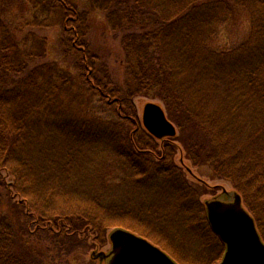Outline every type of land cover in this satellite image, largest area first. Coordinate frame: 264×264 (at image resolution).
Returning a JSON list of instances; mask_svg holds the SVG:
<instances>
[{"label": "trees", "instance_id": "1", "mask_svg": "<svg viewBox=\"0 0 264 264\" xmlns=\"http://www.w3.org/2000/svg\"><path fill=\"white\" fill-rule=\"evenodd\" d=\"M28 1L35 13L25 24H59L54 51L69 61L74 72L52 60L31 29L19 35L17 23L0 14V169L12 178L8 187L0 173V186L7 188L11 207L24 218L17 230L18 222L0 216V264H51L50 259L69 254L91 233L119 226L133 229L136 217L143 220L144 210L133 213L135 202L130 196L126 205L131 210L121 211L125 206L112 204L114 196H122L114 193L84 196V191H67V182L73 181L72 153L59 160L41 159V140L53 132L78 149V145L97 149L100 139L117 140L127 151L117 154L131 166L135 188L157 174L162 176L161 184L182 174L172 159V143L165 141L164 148H158L152 145L155 138L143 140L139 134L132 98L141 94L163 102L196 166L208 164L214 177L230 180L264 238V0H251L254 35L228 52L209 47L203 28L216 29L231 0ZM91 12L104 15L112 38L119 40L121 80L90 39ZM94 95L114 113H110L114 120L104 122L126 131L124 136L115 130V139L99 131L97 124L102 122L97 115L103 107L93 106ZM133 125L135 133L129 140ZM187 128L191 136L185 135ZM200 130L210 132L209 136ZM66 196L75 207L54 201ZM186 207L182 208L186 221L196 214L195 230L222 245L205 210ZM49 241L57 245L48 246Z\"/></svg>", "mask_w": 264, "mask_h": 264}, {"label": "rangeland", "instance_id": "2", "mask_svg": "<svg viewBox=\"0 0 264 264\" xmlns=\"http://www.w3.org/2000/svg\"><path fill=\"white\" fill-rule=\"evenodd\" d=\"M78 3L81 8H85L83 1H79ZM237 3L240 5H237ZM230 4V10H228L227 7L225 8L229 11L225 20L220 22L216 29L208 31V27L203 28V32H205L206 37L209 36V47L219 52L232 51L240 43L248 40L250 36L252 37L254 35L253 23L256 16L252 10V1L231 0ZM34 13L35 11L30 1L0 0L1 16H3L8 22L17 23L19 27L17 29L19 35H22L24 32L29 33L31 29L32 36L35 34L39 40L44 42L45 50L47 53L49 52L48 56L52 60L58 61L61 67L74 72V69L70 66L69 61L63 60L62 57L54 51L61 30L59 24L44 26H38L35 24L26 25V18L30 19ZM89 22L90 39L94 41L96 48L99 50L101 56L108 62L110 69L114 72L115 76L120 77V80L123 79L124 70L121 66L122 56L120 54L121 48L119 40L112 38L108 25L105 22V17L101 13L91 12L89 14ZM30 44V41H28L27 46ZM92 100L94 107H97V105L103 107L101 113H98L97 115L98 117L99 115L101 116L100 122H102L97 124L99 131L109 136L112 135L111 137L115 139L117 137L114 134L115 130H117L116 133L119 132V137L124 136V132L126 133V131L120 132L117 125L112 126L104 122L105 120H114L110 115L112 112L109 111V109L112 110V108L110 106V108L108 107L109 109L105 107L102 100L99 99L98 96L94 95ZM148 101H156L164 106L160 99L151 98L144 94L136 95L132 98V106L135 111L132 113V116L138 117L140 125L136 122V126L140 128L139 134L142 136L143 140L153 137L141 124L142 109ZM65 110L68 111L69 109ZM117 110L118 109L116 107V111ZM86 111L87 108H82V112ZM134 127V125L131 126L127 133L129 140L135 133L136 128ZM177 129V135L173 138V140L171 139L173 142L170 141V143H172L175 147L172 154L173 162L182 169V174L175 176L173 181L171 180L167 182L162 180L164 184H161L160 181H158L162 177L160 176L161 174H157L153 178H149L148 180L145 179L143 182H140L141 185H139L140 187H137L138 189L135 188L133 184L135 185V180L137 179L132 177L133 170L131 166L124 162L126 159L123 155L119 154V156L117 154L119 152L127 151L123 146L116 144L117 140L106 141L104 139H100L102 143H97V149H94L89 145H78L80 147V149H78L70 145L66 138H62L60 134L53 132L47 140H41V146L43 148L40 151L41 159L47 157L49 160H59L63 157L64 153H72L73 156L71 155L72 160L69 171L73 181L72 183L71 181L67 182V191L70 189H73L78 193L84 191V193H82L84 196H95L97 194H104V192L114 193L118 196H122L118 199L117 196H114V198H116L114 199L116 202L111 201L114 203L112 204L114 206H125L124 210L121 211L128 209L131 210L132 207L126 205L128 196H130L135 202V206L133 205L134 208H132L134 210L133 213H135V209L144 210L140 212V216L143 220L138 217L135 218L136 221H134L138 223H134L133 225L134 227L135 225H138V229L136 227V229L134 227L133 229L128 228V226L119 227L129 229L138 235L147 238L152 243L158 245L170 254L179 264H218L225 252L223 247L224 244L222 243V245H219V241H217V239L214 237L211 238V236L205 232H202L203 234H201V232H199V228H197L199 231H196L194 228V225L198 222L196 214L193 216L191 221H186V214H184L182 208L186 207V204H190V201H193L190 206L186 208L198 209L201 207L206 213L205 202L207 200H211L214 197H221L225 195L223 191H232L235 188L229 179L225 177H214L212 175V169L208 164L201 166H196L194 164V162L188 157V150L184 147V144H182V140H180L182 132L178 126ZM190 132L191 130L187 128L185 135L191 136L190 134H192V132ZM200 132L203 136H209L210 134V132H207L206 130H200ZM129 140H127V142L134 143ZM152 141V145L156 144L158 148H164L163 141L159 139ZM206 143L208 145L210 142L207 141ZM181 156L184 157V165L191 167L194 173L202 177L204 182L199 181L192 174L187 172L185 168H183L184 165L182 164V166L180 162ZM0 173L5 180L6 186L10 183L12 184V178L8 175L6 170L0 169ZM122 177H124L127 181L122 180ZM153 181H155L156 184ZM5 188L2 187V185L0 186V216H6V219L12 223L18 222L16 229L19 230L20 228L21 230L24 218L20 216V214L18 215L15 212V209L11 207V204L8 201L9 195L7 196ZM142 189L146 192V194L142 193ZM139 190L142 191L138 192ZM136 191L138 194H136ZM184 195H186V197L183 199ZM65 198L66 200L61 197H57L54 201L61 206L75 207L74 201L69 199L68 196ZM194 201L196 203H194ZM184 203L186 204L184 205ZM243 203L250 211L244 201V198ZM147 205L151 209L146 208ZM162 212H166V214ZM159 213H161L163 217H161ZM191 213L192 215L194 214L193 212ZM250 213L252 212L250 211ZM119 222L122 224L121 221ZM114 223L118 222L116 221ZM257 228L262 237L258 225ZM103 229L104 227H101L102 231ZM111 229L113 228H107L106 231L97 235L90 232L92 237L88 235L85 240H83V234L78 235L79 240H83L81 244L76 245L74 250L69 254H63L54 259H50L51 264H105L97 258L93 259L91 257V253L92 251L108 252L111 249V242L108 238ZM47 243L48 246L52 247L57 245L52 241ZM55 252L62 253L57 249Z\"/></svg>", "mask_w": 264, "mask_h": 264}, {"label": "water", "instance_id": "3", "mask_svg": "<svg viewBox=\"0 0 264 264\" xmlns=\"http://www.w3.org/2000/svg\"><path fill=\"white\" fill-rule=\"evenodd\" d=\"M141 122L146 131L159 140L177 135V126L168 117L164 106L156 101L145 103ZM180 161L184 165L183 156ZM184 167L204 182L191 167ZM234 190H225V195L205 202L209 224L225 245L224 255L218 264H264V240L254 216L244 206L242 195ZM108 238L111 249L108 252L92 251L93 259L105 264H178L158 245L129 229L115 227Z\"/></svg>", "mask_w": 264, "mask_h": 264}, {"label": "flooded vegetation", "instance_id": "4", "mask_svg": "<svg viewBox=\"0 0 264 264\" xmlns=\"http://www.w3.org/2000/svg\"><path fill=\"white\" fill-rule=\"evenodd\" d=\"M164 143H165V141L166 142H170V141H172V140H170V139H165V140H162ZM173 142V141H172ZM196 174V173H195ZM197 175V174H196ZM200 177V176H199Z\"/></svg>", "mask_w": 264, "mask_h": 264}]
</instances>
